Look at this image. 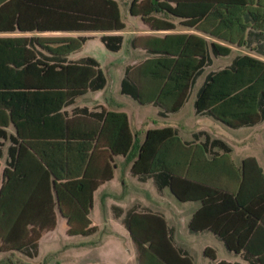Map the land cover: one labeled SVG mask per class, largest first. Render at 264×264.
Masks as SVG:
<instances>
[{
    "label": "crops",
    "instance_id": "1",
    "mask_svg": "<svg viewBox=\"0 0 264 264\" xmlns=\"http://www.w3.org/2000/svg\"><path fill=\"white\" fill-rule=\"evenodd\" d=\"M33 1L35 0H0V40L11 39L0 42V68L11 66L12 61L19 62L21 55L16 52H22V56L30 60L29 65L41 61V64L55 67V51L57 49L60 53L62 38L82 35L87 36V40H99L102 35L30 29V20L39 17L38 12L27 6V3ZM129 1L124 3L126 11ZM251 1L252 8L257 3L264 4V0ZM263 12L262 8H258L261 16ZM186 16L198 17L196 14L181 17L159 14L156 17L166 20L173 29L150 31L138 17L129 15L136 23L134 27L126 28L123 25L122 31L107 33L120 35L121 46L124 38H127L125 59L119 66L122 73L120 77L114 76L116 85L112 91L99 63L92 57L78 56L84 44L80 51L68 55L67 60L72 62L86 57L93 59L101 70L105 83L101 89H87L65 107L62 105L61 91L56 89V84H60V76H56L55 71L50 75L40 74L37 70L40 66L37 65L36 68H31L30 73L22 76L0 75V81L33 84L26 87L32 88L24 89L26 91L0 93V188L4 183L3 170L6 168L11 173L10 164H19L14 182L5 188L4 197L0 198V264H51L49 260L59 258L62 249H72L76 258L73 264H138L135 246L123 225L128 212L159 217L164 222L172 246L191 264H264V204L251 202L255 182L260 187L256 169L259 170L264 185V139L242 140L245 149L237 152L231 141L211 131L212 128L195 126L193 123L195 118H208L226 131V135H235L259 126L264 120L252 127L228 129L210 117L195 114L193 101L204 76L228 65L234 56L247 54L264 59L248 53L242 47L226 45L231 53L233 50H245L247 53L234 55L223 67L215 70H210L214 61L226 59L230 55L226 58H212L211 66L195 80L188 95L189 98L193 94L190 114L186 118H177L173 125H168V119L178 117L184 104L176 113L160 117L156 107L139 105L120 92L125 67L137 65L146 58L141 49L143 41H136V46L131 47V40L146 36L161 38L167 34H192L223 45L221 41L207 37L199 28L180 26V18ZM17 18L25 20L27 28L17 29L14 26ZM247 26L252 27V24ZM229 35L231 40H238L235 31H231ZM15 39L21 41L13 42ZM49 50H53V57L47 62L44 57H50ZM58 58L60 59V55ZM46 84H52L53 89L47 90ZM135 106L139 110L150 107L151 112L139 111L138 117L145 119L148 115L153 120L156 119V124L144 127L137 123L131 124L125 110H135ZM63 112L67 118H73L75 123L69 130L74 141L67 147L63 146ZM108 112L125 116L134 146L132 151L110 155V145L117 152L126 147L127 133L121 117L108 118L104 123V115ZM102 126L103 133L100 136L98 133ZM164 128L170 129L175 138L165 139L157 152L159 165L165 171L159 181L168 183L170 178L172 190L169 186L156 189L152 175L139 180L130 172L132 162L137 158L136 148L143 142L146 132ZM84 155L85 161L90 162L91 180H98L99 176L111 172L110 179L99 183L91 194L87 219L89 228L93 231L86 236H67L66 222L53 207L55 227L41 235L33 258L28 259L16 251H8L1 237L4 233L1 232L4 226L2 219L8 220L10 225L19 213L27 212V218L32 220L44 208L45 167L42 164L48 162L59 172L60 166L68 163L72 174L80 176V170L84 168V163H81ZM205 195L213 197V203L202 208V198ZM238 196L242 201L241 207L232 200ZM244 207L252 213L244 214ZM196 213L194 225L198 231L192 232L189 230V223ZM219 232L228 240L230 249L225 246ZM60 237L64 241H71L68 242L71 245L57 247L56 239ZM124 240L130 243L131 254L128 256L122 248ZM107 245L113 246V250H103L102 247ZM41 253L42 261H36ZM166 257L177 264V260L171 258L175 256ZM61 258L67 260L66 257Z\"/></svg>",
    "mask_w": 264,
    "mask_h": 264
},
{
    "label": "trees",
    "instance_id": "2",
    "mask_svg": "<svg viewBox=\"0 0 264 264\" xmlns=\"http://www.w3.org/2000/svg\"><path fill=\"white\" fill-rule=\"evenodd\" d=\"M252 5L251 0H130L127 4V13L132 17H138L150 31L173 29L166 20L156 17L159 14L164 13L173 17L196 14L198 17L180 18L179 25L199 28L207 37L215 38L223 45L192 34H167L161 38L146 36L131 40V47L136 46V41H143L141 49L146 58L137 65L125 67L121 94L130 97L139 105L156 107L158 115L165 117L176 113L186 102L195 80L211 66L212 58H226L230 55L231 49L226 45L242 47L248 53L264 59V12L262 16L258 13V8L264 10V4H255L257 8L254 6L252 8ZM27 6L39 14V17L30 20V29L64 33H102L99 41L107 52L116 53L120 49L121 36L107 34L122 31L124 28L117 5L112 0H35L33 3H27ZM24 23L25 20L17 18L14 26L22 30L27 28ZM247 24H252V27H248ZM231 31L237 34V41L229 38ZM87 39V36L82 35L62 38L60 53L57 49L55 51V67L41 64V61L29 65L30 60L25 59L22 52H16L21 55L19 62L12 61L11 66L0 68V75L22 76L30 73L31 68H36L37 65L40 66L37 69L40 74L50 75L55 71V75L60 76V84H56L58 85L56 89L61 91L63 107L68 106L75 97L83 95L87 89H101L105 83L103 74L93 59L86 57L75 62L67 60L68 55L80 51ZM8 41L11 39L0 40ZM48 53L50 57H44L47 62L51 61L53 50H49ZM30 85L33 84L1 80L0 93L26 91L24 89H32L26 88ZM46 89H53L52 84H46ZM193 109L195 114L210 117L228 129L252 127L263 121L264 60L240 54L234 56L223 68L208 72L196 90ZM116 116L123 119L127 143L120 152L110 145V155L125 154L134 149L124 115L108 112L104 115V123L108 118ZM62 118L63 146L67 147L74 141L69 130L75 123L73 118L66 117L65 112ZM102 133L103 126L98 135L101 136ZM168 138H175V134L168 128L147 131L143 142L136 148L137 158L130 168L131 174L136 175L139 180L152 175L158 190L165 186L172 190L170 178L168 183L159 181L165 171L156 157L159 148ZM81 163H84V168L80 170V176L72 174L68 163H63L59 172L48 162L42 164L45 167L43 188L46 195L42 202L44 208L38 217L32 220L27 218L29 215L27 212L19 213L10 225L8 220L2 219L4 226L1 232L4 233L1 237L8 251H16L28 259L33 258L41 235L55 227L53 207L66 222L67 236H86L93 231L89 228L87 219L91 207V194L99 183L110 179L111 172L99 176L98 180H91L90 162L85 161V155ZM10 166L11 173L6 168L2 172L4 183L0 188L1 199L4 197L5 188L14 182L13 178L16 177L19 164L14 163ZM256 170L260 187H257L255 182V193L251 202L264 204V185L259 170ZM204 197L202 208L213 203V197L208 195ZM177 198L181 199L178 195ZM232 200L238 207L242 206L239 196ZM242 212L246 215L252 213L245 207ZM196 216L197 213L189 223V230L192 232L198 231L194 225ZM123 225L135 246L138 264H175L166 256H175L171 258H175L177 264H191L172 246L164 222L159 217L128 212L123 219ZM218 235L230 249L225 236H221L220 232Z\"/></svg>",
    "mask_w": 264,
    "mask_h": 264
},
{
    "label": "rangeland",
    "instance_id": "3",
    "mask_svg": "<svg viewBox=\"0 0 264 264\" xmlns=\"http://www.w3.org/2000/svg\"><path fill=\"white\" fill-rule=\"evenodd\" d=\"M117 4L118 10H119V17H120V21L122 22V24L126 27V28H131L135 26V21L134 19L130 18L126 8L124 6V3H126V0H114ZM126 37L124 38L123 44L121 46V50L116 53V54H111L105 51V49L103 48L102 44L99 42L98 38H92L90 40H87L82 49L81 52L78 54V56H89L92 57L93 59H95L105 77L108 80V87L110 89V91H112V89L115 87V79L114 76L115 75H119V77L121 76L122 73V69H119L120 63L123 62V60L125 59V43H126ZM242 52H246L245 50H233L232 53L230 54V56L226 59H220L217 61H214L213 66L210 68V70H215L218 69L220 67H223L226 63L229 62V60L236 54L242 53ZM247 53V52H246ZM193 98V94L188 98V100L184 103L183 105V109L181 111V113L178 115V117H173L168 119L167 123L168 125H173L174 123H176L177 118H186L187 115L190 114L192 107H191V101ZM135 110H125V113L128 116V119L130 121L131 124L133 123H137L139 124V126H150V125H154L156 124V119L153 120L150 116L147 115V117L145 119L143 118H139L138 117V113L139 111L142 112H151L152 109L150 107H144L141 108V110L138 109V107L135 106ZM159 120V119H157ZM193 123L195 126H207L209 128H212L211 131L222 135L223 137H225L228 141H231L233 143V149L237 152L245 149L242 146V140H258V139H264V121L257 127H254L252 129L246 130V131H242L241 133L235 134V135H229L227 133V135L225 134L226 131H224L217 123H215L214 121H211L208 118L205 117H201V118H195L193 120ZM224 132V133H223ZM65 239H62V237L57 238L56 239V243L55 245L57 247H66L71 245V241H64ZM129 241H123V250L124 253L128 256L129 254H131V247L129 245ZM103 250H109L112 251L113 250V246L111 245H107V246H103L102 247ZM61 257H66L67 260L61 258ZM43 259V255L42 253L40 254L39 258H37L36 261ZM76 261L75 256L73 255V251L72 249H67L64 250L62 249V251L59 253V258L55 259V260H49V262H51V264L55 263V264H73Z\"/></svg>",
    "mask_w": 264,
    "mask_h": 264
}]
</instances>
